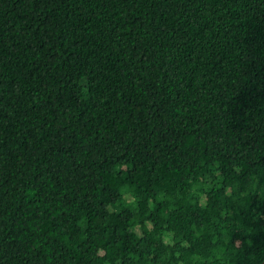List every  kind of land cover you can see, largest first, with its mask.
<instances>
[{
    "label": "trees",
    "instance_id": "16d2710c",
    "mask_svg": "<svg viewBox=\"0 0 264 264\" xmlns=\"http://www.w3.org/2000/svg\"><path fill=\"white\" fill-rule=\"evenodd\" d=\"M264 261V0H0V264Z\"/></svg>",
    "mask_w": 264,
    "mask_h": 264
},
{
    "label": "water",
    "instance_id": "95a60500",
    "mask_svg": "<svg viewBox=\"0 0 264 264\" xmlns=\"http://www.w3.org/2000/svg\"><path fill=\"white\" fill-rule=\"evenodd\" d=\"M260 264H264V261H262Z\"/></svg>",
    "mask_w": 264,
    "mask_h": 264
}]
</instances>
